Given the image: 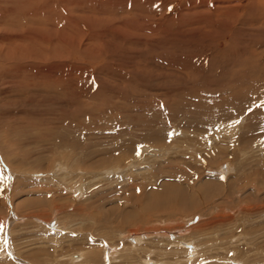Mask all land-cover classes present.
<instances>
[{"label":"rangeland","instance_id":"374dc122","mask_svg":"<svg viewBox=\"0 0 264 264\" xmlns=\"http://www.w3.org/2000/svg\"><path fill=\"white\" fill-rule=\"evenodd\" d=\"M0 264H264V0H0Z\"/></svg>","mask_w":264,"mask_h":264},{"label":"bare ground","instance_id":"6f19581e","mask_svg":"<svg viewBox=\"0 0 264 264\" xmlns=\"http://www.w3.org/2000/svg\"><path fill=\"white\" fill-rule=\"evenodd\" d=\"M21 2V1H20ZM37 4V3H36ZM37 7H39V6H37ZM41 10V9H40ZM42 11V10H41ZM25 55V54H24ZM15 69V68H14ZM49 81V80H48Z\"/></svg>","mask_w":264,"mask_h":264},{"label":"snow or ice","instance_id":"6c2138e0","mask_svg":"<svg viewBox=\"0 0 264 264\" xmlns=\"http://www.w3.org/2000/svg\"><path fill=\"white\" fill-rule=\"evenodd\" d=\"M236 123H239V121H236ZM173 134H175V133H173Z\"/></svg>","mask_w":264,"mask_h":264}]
</instances>
